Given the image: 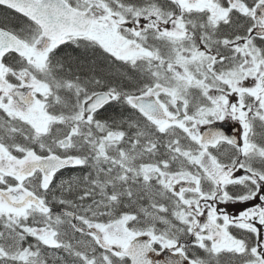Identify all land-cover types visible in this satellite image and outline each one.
I'll list each match as a JSON object with an SVG mask.
<instances>
[{"label":"snow or ice","instance_id":"snow-or-ice-1","mask_svg":"<svg viewBox=\"0 0 264 264\" xmlns=\"http://www.w3.org/2000/svg\"><path fill=\"white\" fill-rule=\"evenodd\" d=\"M0 264H264V0H0Z\"/></svg>","mask_w":264,"mask_h":264}]
</instances>
